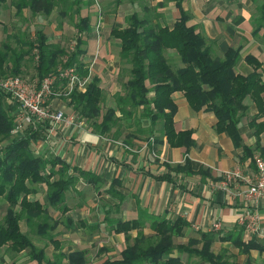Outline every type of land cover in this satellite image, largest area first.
Masks as SVG:
<instances>
[{"label":"trees","instance_id":"16d2710c","mask_svg":"<svg viewBox=\"0 0 264 264\" xmlns=\"http://www.w3.org/2000/svg\"><path fill=\"white\" fill-rule=\"evenodd\" d=\"M176 1L181 7L182 0ZM253 1L256 10L252 21L255 34H258L264 28V0ZM6 2L0 0V17ZM81 4L82 0H12L17 15L24 14L26 9L33 15L42 13L50 16L59 6H62L61 15H66L75 7L81 11ZM189 18L182 10V16L173 27H169L133 13L127 18V27H113L111 31V36L121 41V72L128 76L111 103L105 104L107 98L102 78L98 75L91 78L85 90L75 89L68 97L62 98L97 133L112 134L119 139L123 128L138 125L140 130L143 118H148L151 121L147 130L150 134L160 125V136L155 138L153 146L162 143L165 138L170 146L187 149L194 146L196 140L192 130L177 131L175 128L174 118L178 110L173 96L175 92H183L194 110L213 112L217 117V131L227 133L237 146L243 144L240 124L249 113L247 99L250 98L258 108L250 124L260 137L264 131V122L259 121L264 116L261 61L254 55H247L246 61L253 66V71L248 75L240 73L237 64L241 59V49L230 48L224 55H218L198 28L189 23ZM0 23L3 22L0 20ZM77 27L89 34L90 18L81 17ZM35 35L36 40L20 38L22 46L18 49L7 40L1 42V75L23 73L25 60L35 55V48L39 51L35 76L41 80L64 64L63 58L67 55L66 67H76L82 76L89 73L84 38L79 36L74 51L69 52L68 48L51 42L43 29L36 30ZM173 53L178 61L173 60ZM57 85L63 86L64 83L59 80ZM19 110V104L13 103L10 95L0 89V198L6 207L0 219V254L6 248L13 253H26L30 260L38 264H87V250H59L48 256L46 247L37 245L32 233L39 239L55 242L56 249H59L52 232L62 219L54 218L50 208L66 215L71 210L69 201L74 200L72 193L80 178L95 184L98 190L105 181L91 171L72 166L58 154L37 148L39 143L45 144L42 141L48 134L49 123L35 126L27 123L19 133H15ZM133 136L135 134L130 131L125 142L131 143ZM243 147V158L256 154L251 146ZM170 167L186 174L194 172L189 158L183 165ZM201 170L204 171L203 168ZM157 178L171 177L158 175ZM108 220L114 223L115 232L125 235L127 246L121 258L107 259L104 264H189L181 257L184 253L207 264H240L227 255L228 250L218 253L214 250L213 244L217 240L230 241L243 252L264 250L257 234H248L247 239L243 238L244 226L240 224L228 233L200 231L188 242L176 243L175 239L183 236L189 226L183 217L155 218L154 233L148 235L143 231L145 222L141 218ZM23 221H26L29 230L23 229ZM84 222L79 221L80 224ZM73 224V218L66 220L67 227ZM134 229H138L136 237L131 235Z\"/></svg>","mask_w":264,"mask_h":264},{"label":"crops","instance_id":"0c3cea01","mask_svg":"<svg viewBox=\"0 0 264 264\" xmlns=\"http://www.w3.org/2000/svg\"><path fill=\"white\" fill-rule=\"evenodd\" d=\"M82 3L81 11L75 7L69 15L63 16L57 11L58 21L52 20L53 13L46 16L25 11L23 15L26 19L29 14L34 17L42 14L48 18L44 19L39 29H43L53 43L68 48L65 42L70 37V40L75 38L73 42H77L79 36L86 40L83 45L87 50L85 62L92 77L98 75L102 78L108 103L128 79L121 72V41L112 37L111 31L113 27H127V18L133 13L147 16L162 26L173 27L184 10L190 17L189 23L198 28L218 55H224L230 48L241 49V59L237 64L240 73L248 75L253 71V66L246 61L247 55L257 57L262 63L264 81V28L255 34L252 19L256 5L253 0H182L181 7L176 0H91V3L90 0H82ZM86 16L90 18L89 34L77 27L79 19ZM30 21V28L34 29L35 18ZM173 58L174 61L179 60L175 53ZM173 96L178 105L174 118L176 130L190 129L196 140L190 149L172 147L165 138L162 143L153 146L150 137L160 136V125L150 134L147 130L151 121L148 118H143L140 130L138 125L123 128L119 139L112 134L97 133L85 123L70 130L60 127L49 144L37 145L38 149L58 154L72 166L91 171L105 181L98 190L95 184L80 178L73 191L74 200L69 201L71 210L63 216L59 210L52 214L50 208L54 218L62 220L54 230L59 249L51 240L42 239L39 242L41 247H46L48 256L59 250L71 252L85 249L88 251L87 264H104L107 259L121 258L127 246L125 235L115 232L114 223L108 218H141L145 222L143 231L148 235L154 233L155 218L183 217L189 226L183 236L175 239L176 243H186L200 231H213V225L218 221L221 223L218 231L223 233L233 231L239 225L237 219L244 203L237 190L247 188V184L233 182L227 187H219V184L224 180L225 170L239 167L246 173L256 171L253 155L243 158V145L251 146L256 153L264 156V131L257 137L256 128L250 124L251 118L258 113L256 104L247 99L249 113L240 124L243 144L237 146L227 133L217 131V117L213 112L194 110L181 91ZM50 103L66 112H77L61 97H51ZM259 121L264 122V116ZM130 131L135 136L131 143H126L124 139ZM186 158L191 162L192 174L170 167L183 165ZM201 168L204 171H200ZM158 175H170L171 178L160 179ZM0 204L5 205L1 198ZM258 204L263 230L257 234V240L264 245V199ZM69 218L74 219L71 227L66 225ZM79 221L85 222L80 224ZM21 225L23 229L28 226L26 221ZM137 234L138 229L131 231L132 237ZM248 237L244 230L243 238ZM213 248L217 253L228 250L227 255L240 264H264V250L243 252L232 242L220 240L214 242ZM17 254V264H38L30 260L26 253ZM181 257L189 264H207L185 253Z\"/></svg>","mask_w":264,"mask_h":264},{"label":"built area","instance_id":"2783aa9c","mask_svg":"<svg viewBox=\"0 0 264 264\" xmlns=\"http://www.w3.org/2000/svg\"><path fill=\"white\" fill-rule=\"evenodd\" d=\"M99 26V25H97ZM77 42L68 47L69 52L74 51ZM36 63L39 59L37 48L33 52ZM68 61V55L64 56L63 63ZM64 64L45 76L42 80L35 77L28 80L20 74L0 76V89L12 98L13 103L19 104L17 123L14 129L19 133L23 126L32 123H49L48 134L42 143L49 144L56 131L63 127L73 129L75 126L85 125L78 112H66L63 109L55 108L50 103L51 97H68L75 89L85 90L91 81V71L85 76L80 75L76 67H66ZM62 80L64 85L58 86L57 81ZM110 139V138H109ZM152 145H155V137H150ZM156 155V154H155ZM256 165L254 173H246L241 168L228 169L223 172L224 180L219 187H227L233 182H244L247 188L238 189V196L242 198L244 209L238 216V223L244 226L247 234H260L263 230L262 217L258 212L261 199H264V156L256 153L253 156ZM221 223L218 221L213 225V230H220Z\"/></svg>","mask_w":264,"mask_h":264},{"label":"rangeland","instance_id":"374dc122","mask_svg":"<svg viewBox=\"0 0 264 264\" xmlns=\"http://www.w3.org/2000/svg\"><path fill=\"white\" fill-rule=\"evenodd\" d=\"M90 3H91V0H90ZM82 4H81V8H82ZM61 7L62 6H59L58 8H56V10H54L53 14L51 15L52 20L57 19V21H58L57 11L60 13ZM25 11H28L29 13L32 14V12L30 10L25 9ZM70 12L71 11H69L68 14H66V15H69ZM15 13H16L15 7L12 5V0H7L6 4H4L2 7L1 17H0V20L3 22V23H0V44L3 40H7L10 44L17 47V49H18V48H20V46H22V43L19 40L20 38H24V39L29 38L30 40L31 39L36 40V35H35L36 30H38L39 28H42V25H43L42 23L44 22V19H46V20H49V19L44 18L45 16L42 14L37 15L36 17L29 14V16L31 18H33V20L35 18V20L37 22V23L35 22V28L31 29L30 28L31 18L28 17L26 19L23 14L17 15ZM63 16H65V15H63ZM98 25H100V24H98ZM6 26H7V30L5 29ZM70 39H71V37L68 38L67 41L65 42V44L68 47H70L71 43L74 41L75 38L73 40H70ZM173 65L175 66L174 63H173ZM35 67H36L35 57L31 56L25 60V63L23 66L24 71L20 75L27 78L29 81L33 80L35 78V75H36ZM0 76H7V75H1L0 74ZM106 101L107 102L105 104H108V100H106ZM85 123H87V122H85ZM72 195H73V193H72ZM4 211H5V206L0 204V219L2 218ZM55 211L56 210L51 208L52 214H55L56 213ZM29 228L30 227L27 226L26 229L29 230ZM52 233L54 234V232H52ZM32 234H33L34 241L36 242L37 245L40 246L42 243H39V242L42 239H39L34 234V232ZM51 249H52V247L49 248V252L51 251ZM1 253L2 254L0 255V264H17V262L15 263V261H16L15 257L19 256V254L7 251V249L3 250V252H1ZM18 263H20V262H18Z\"/></svg>","mask_w":264,"mask_h":264}]
</instances>
